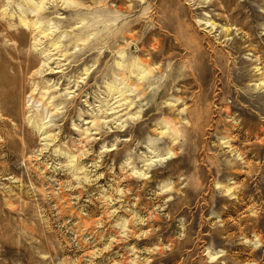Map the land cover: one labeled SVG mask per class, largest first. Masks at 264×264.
Returning <instances> with one entry per match:
<instances>
[{
	"label": "rangeland",
	"instance_id": "obj_1",
	"mask_svg": "<svg viewBox=\"0 0 264 264\" xmlns=\"http://www.w3.org/2000/svg\"><path fill=\"white\" fill-rule=\"evenodd\" d=\"M0 264H264V0H0Z\"/></svg>",
	"mask_w": 264,
	"mask_h": 264
}]
</instances>
